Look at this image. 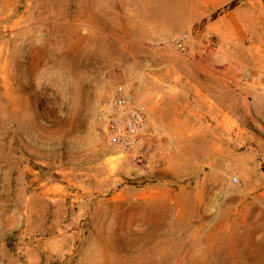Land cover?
<instances>
[{
    "label": "rangeland",
    "instance_id": "rangeland-1",
    "mask_svg": "<svg viewBox=\"0 0 264 264\" xmlns=\"http://www.w3.org/2000/svg\"><path fill=\"white\" fill-rule=\"evenodd\" d=\"M183 1H0V264H264V0H231L164 41L126 32ZM185 29L187 54L170 43ZM205 62L234 77L215 87L216 114L235 118L215 136L164 135L147 169L103 142L104 85L126 82L148 109L156 84L204 78L191 69Z\"/></svg>",
    "mask_w": 264,
    "mask_h": 264
},
{
    "label": "crops",
    "instance_id": "crops-1",
    "mask_svg": "<svg viewBox=\"0 0 264 264\" xmlns=\"http://www.w3.org/2000/svg\"><path fill=\"white\" fill-rule=\"evenodd\" d=\"M5 1V0H0ZM183 1V0H181ZM231 0H189L188 3H178L173 5L169 13L152 14L150 17L145 15L140 22L134 21L132 24L125 25L126 32L133 36V41L139 43L158 42L169 39L174 33L184 28H189L201 20L208 18L211 14L227 5ZM188 4V5H186ZM164 7L154 6L151 2L145 5L144 9H163ZM236 9L235 6L231 10ZM161 16V18H159ZM166 17V18H165ZM172 17V19H171ZM223 17L219 14L217 18L207 24V28L215 27ZM221 58L218 54L216 60ZM216 62V61H215ZM174 69V68H173ZM169 70V68L167 69ZM176 70V69H174ZM202 77H193L186 82L171 81L165 83L166 88L156 84L157 91L162 89L164 92H156L153 96L164 97L161 101L148 103V113L153 124L158 126L164 133L166 139L172 138H191L195 132L199 137H213L217 132V125L222 121L235 120L234 115L216 114L219 107L215 101V87L219 80H232L233 76L227 75L226 67L205 62L200 68H193ZM230 72V71H228ZM195 80L201 82L196 84ZM162 83V82H161ZM192 90L189 93L187 90ZM189 95H191L189 97ZM165 102V103H164ZM163 103L165 104L163 106Z\"/></svg>",
    "mask_w": 264,
    "mask_h": 264
},
{
    "label": "built area",
    "instance_id": "built-area-1",
    "mask_svg": "<svg viewBox=\"0 0 264 264\" xmlns=\"http://www.w3.org/2000/svg\"><path fill=\"white\" fill-rule=\"evenodd\" d=\"M194 33L183 30L175 35L171 44L180 52L192 49ZM218 52V41L210 36L205 40L203 53L214 56ZM247 78H259L258 73L245 70ZM95 127L103 142L126 156L127 162L137 168L159 167L163 162L159 143L164 136L162 130L150 120L148 109L140 102L132 87L118 81L104 85L95 104ZM238 178L233 177V182Z\"/></svg>",
    "mask_w": 264,
    "mask_h": 264
}]
</instances>
